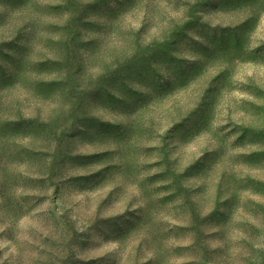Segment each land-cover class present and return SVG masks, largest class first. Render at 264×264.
I'll list each match as a JSON object with an SVG mask.
<instances>
[{"label":"rangeland","instance_id":"rangeland-1","mask_svg":"<svg viewBox=\"0 0 264 264\" xmlns=\"http://www.w3.org/2000/svg\"><path fill=\"white\" fill-rule=\"evenodd\" d=\"M0 264H264V0H0Z\"/></svg>","mask_w":264,"mask_h":264}]
</instances>
